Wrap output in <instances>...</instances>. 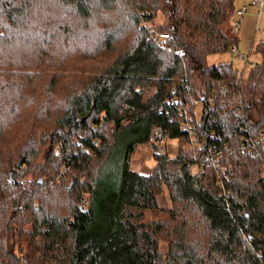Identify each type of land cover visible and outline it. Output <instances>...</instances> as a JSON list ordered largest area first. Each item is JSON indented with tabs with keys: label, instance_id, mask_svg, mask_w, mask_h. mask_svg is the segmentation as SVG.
I'll use <instances>...</instances> for the list:
<instances>
[{
	"label": "trees",
	"instance_id": "1",
	"mask_svg": "<svg viewBox=\"0 0 264 264\" xmlns=\"http://www.w3.org/2000/svg\"><path fill=\"white\" fill-rule=\"evenodd\" d=\"M236 10L235 0H0V264H200L186 239L191 204L219 264H264V159L242 149L264 133V42L247 78L207 61L237 46ZM156 33L169 35L163 47ZM242 80L243 107L190 108L201 138L191 148L185 114L167 101ZM157 125L177 151L134 170ZM213 146L230 157L221 169Z\"/></svg>",
	"mask_w": 264,
	"mask_h": 264
},
{
	"label": "rangeland",
	"instance_id": "2",
	"mask_svg": "<svg viewBox=\"0 0 264 264\" xmlns=\"http://www.w3.org/2000/svg\"><path fill=\"white\" fill-rule=\"evenodd\" d=\"M241 1L242 0H235V6L237 5V7H239ZM245 5H248L250 10L243 16H234L231 21V26L234 20L241 21V29L239 32L235 33L232 31L233 35H238V51L236 53L227 51L213 54L208 57L207 61L209 65L230 62L232 63L234 70L237 71L239 77L243 76L244 78H247L250 73L252 62H258L262 59V55L260 51L257 50V46L264 42V7L260 8L257 4L253 3V0H247ZM225 30L228 31V28L226 27ZM240 53L248 55V59L242 58ZM192 78L198 87L202 86L197 75ZM177 146V139L172 138L169 147L170 155L177 151ZM156 163L157 161L154 157L153 148L150 143L140 144L136 152L133 154L132 168L141 171L142 173H151ZM28 185L29 184L26 183L25 187ZM28 187L32 188L31 186ZM159 202L162 206L169 205L166 190H164L159 196ZM24 208L25 204H22L21 210H24ZM145 216V218L151 219L161 217L162 214L158 212H146ZM26 229H31V224L26 225ZM186 239L189 243H197L199 246L201 255L200 264H219V251L217 250V247H214L211 250L212 242L217 240V238L209 229L205 217L195 204H191L187 214ZM163 245L167 247V243H164Z\"/></svg>",
	"mask_w": 264,
	"mask_h": 264
},
{
	"label": "built area",
	"instance_id": "3",
	"mask_svg": "<svg viewBox=\"0 0 264 264\" xmlns=\"http://www.w3.org/2000/svg\"><path fill=\"white\" fill-rule=\"evenodd\" d=\"M254 4H257L260 8L264 7V0H253ZM249 11L248 5H244L236 10V15L243 16ZM241 27V21L240 20H234L232 24V31L237 33L239 32ZM169 38V35L166 33H156L153 36V39L157 40L159 42L160 46L163 47L162 44L163 41L167 40ZM232 52H237L238 48L236 45H233L231 48ZM240 56L242 58L248 59V55H244L240 53ZM252 66H255V62H252ZM246 81H240L239 84L232 89L228 84H222L220 85L219 89L216 90L213 94L209 96H200V97H191L189 102L186 104H181L179 99L176 95H174L168 103H171L173 105H177V107L185 114V123H184V129L188 131L190 134V146L191 148H197L200 147V136L197 132L196 127L200 123L199 117L195 120V115L191 113L190 108L194 107L196 109V112L199 114L202 112L201 108L204 105L212 106L217 98H221L224 102H236L239 104L240 108L243 107V96L242 91L246 86ZM245 132V130H244ZM214 137L217 138V135L214 134ZM170 140L171 138L168 135V131L161 125H157L153 128L149 143L150 145H154L156 149L153 148V154H169V147H170ZM242 149L247 152L253 153L255 156H259L264 159V133H262L259 137L253 138L250 135L244 136V141H242ZM209 161L214 163L218 169H221L224 164L230 162V157L228 154L224 153V151L221 148H217L215 146L210 148V151L208 153ZM199 168H203L204 163L199 162L197 164ZM217 184L222 188L221 195H227L228 191L224 188V181L220 177L217 180ZM230 193V192H229ZM88 204V199L83 198L81 201V207L85 208Z\"/></svg>",
	"mask_w": 264,
	"mask_h": 264
},
{
	"label": "crops",
	"instance_id": "4",
	"mask_svg": "<svg viewBox=\"0 0 264 264\" xmlns=\"http://www.w3.org/2000/svg\"><path fill=\"white\" fill-rule=\"evenodd\" d=\"M246 1H247V0H242V1H241V4H239V7H237V5H236V8L238 9V8H240V6H242V5L244 6L245 3H246ZM249 10H250V9H249ZM235 16H237V15H235ZM240 29H241V28H240ZM237 36H238V35H237ZM238 42H239V41H238ZM238 42H237V48H238Z\"/></svg>",
	"mask_w": 264,
	"mask_h": 264
},
{
	"label": "water",
	"instance_id": "5",
	"mask_svg": "<svg viewBox=\"0 0 264 264\" xmlns=\"http://www.w3.org/2000/svg\"><path fill=\"white\" fill-rule=\"evenodd\" d=\"M152 147H154V149H156V147L154 145H151Z\"/></svg>",
	"mask_w": 264,
	"mask_h": 264
}]
</instances>
